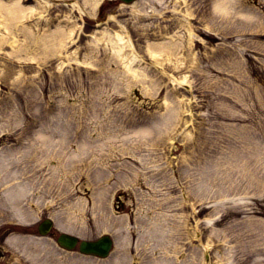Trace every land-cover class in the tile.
<instances>
[{
	"label": "rangeland",
	"instance_id": "1",
	"mask_svg": "<svg viewBox=\"0 0 264 264\" xmlns=\"http://www.w3.org/2000/svg\"><path fill=\"white\" fill-rule=\"evenodd\" d=\"M0 2V183L27 180L35 213L0 218L31 239L0 264L57 259L46 215L53 235L116 227L150 264H264V0Z\"/></svg>",
	"mask_w": 264,
	"mask_h": 264
},
{
	"label": "bare ground",
	"instance_id": "2",
	"mask_svg": "<svg viewBox=\"0 0 264 264\" xmlns=\"http://www.w3.org/2000/svg\"><path fill=\"white\" fill-rule=\"evenodd\" d=\"M2 5H4V6H2ZM0 7H1L0 11H3V9H6L7 13H8V11L10 10V7L5 6V4H3V3H1ZM20 8H22V7H20ZM21 10H23V8ZM255 19H257L256 16H255ZM61 28L62 27L60 25H57L54 27V30L58 31V30H61ZM65 28L68 30V33H66V36L58 37V42L56 43V46H58V47L61 46V44L63 42H65L70 37V33L74 29L73 20H72V24L69 25V27H67V24L65 22L62 30ZM190 29H191V27L188 26L187 34L189 33ZM94 37H96V40L102 38L104 40L107 39L108 41H110V43L113 46V50L115 52L116 57L117 58L123 57L124 60L126 61V62H124V64H126L128 67H130L129 70L132 72L135 71V69L132 67V62L135 60L136 55H134L135 53H133V56H129V55H126L124 53L123 46H125L127 44L126 40L124 38V35L120 34L119 32H116V31L114 33L111 32V34H107V33H105V31L94 30ZM0 40H3V38L0 37ZM188 44H189V42H188ZM54 45H55V43H54ZM157 50H158V46L153 45L152 46V53L155 54ZM118 52L120 53L119 56H118ZM155 56H157V55H155ZM141 72L143 73V70ZM85 152H87V150ZM28 155H29V151L26 152V154H24V156H28ZM29 156L26 157V159H24V160L27 161L28 159H30ZM0 166L6 167L7 172H10L9 165L6 162L3 161L0 164ZM25 167L27 168L26 169L27 171L30 170V168L27 165ZM14 179H16V178H14V177L5 178L0 183V194H2V192H4L5 196L8 198L7 200H9L8 205H6V207H0V218H6V217L7 218H13V219H15V220H17L23 224H27L28 219H30L35 214L32 211L33 208H31L29 205H27V204H30L32 202L31 195L33 192L28 191L29 188H24V183L27 182V180L16 179L14 181ZM10 180H12V181H10ZM20 195H23V197H20ZM20 201H24V203H21ZM17 237H19V235H15V236L12 235V237H7L6 242L15 245ZM23 238H26V237L24 235H20V239H23ZM28 256H29L28 259H31V256L30 255H28ZM113 256L115 258V261H118L119 253H117V254L114 253ZM160 263L161 264H167L166 260L163 258L160 261Z\"/></svg>",
	"mask_w": 264,
	"mask_h": 264
},
{
	"label": "water",
	"instance_id": "3",
	"mask_svg": "<svg viewBox=\"0 0 264 264\" xmlns=\"http://www.w3.org/2000/svg\"><path fill=\"white\" fill-rule=\"evenodd\" d=\"M44 225L46 226V230L50 227V221L48 219L44 220ZM44 226V227H45ZM76 238L74 236L68 235L66 233H61L58 241L68 247L74 245ZM82 247H86L84 250L89 252L104 254L106 253L108 247L110 246V242L106 236L100 237L95 241H82Z\"/></svg>",
	"mask_w": 264,
	"mask_h": 264
}]
</instances>
